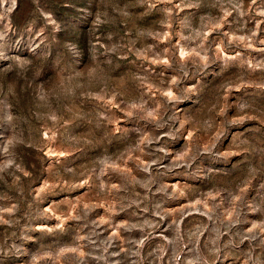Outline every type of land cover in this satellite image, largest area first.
<instances>
[{
  "label": "rangeland",
  "instance_id": "obj_1",
  "mask_svg": "<svg viewBox=\"0 0 264 264\" xmlns=\"http://www.w3.org/2000/svg\"><path fill=\"white\" fill-rule=\"evenodd\" d=\"M0 264H264V0H0Z\"/></svg>",
  "mask_w": 264,
  "mask_h": 264
}]
</instances>
